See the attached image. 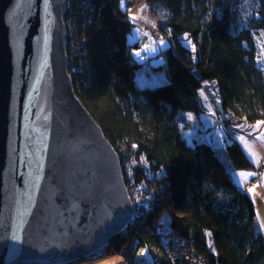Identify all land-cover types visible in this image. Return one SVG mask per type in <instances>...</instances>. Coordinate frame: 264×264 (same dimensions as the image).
Returning a JSON list of instances; mask_svg holds the SVG:
<instances>
[{"label":"trees","instance_id":"16d2710c","mask_svg":"<svg viewBox=\"0 0 264 264\" xmlns=\"http://www.w3.org/2000/svg\"><path fill=\"white\" fill-rule=\"evenodd\" d=\"M66 2L91 4L81 43L87 58L86 82L76 97L118 154L126 188L125 167L135 161L131 181L148 200L145 210L108 241L101 250L104 255L96 256L99 251L75 264L118 255L132 242L137 248L164 249L170 240L189 238L202 264H264V237L256 229L252 199L234 185L210 144L195 140L189 144L184 137L190 128L186 114L198 118L206 112L198 93L205 82L213 85L217 99L212 101L224 117L228 137L234 132L231 118L247 125L264 122V68L258 61L264 0H146L163 10L158 30L169 42L160 55L163 65L153 68L164 73L167 83L153 88L113 81L111 58L118 43L131 70L139 68L125 40L134 24L119 12V0ZM103 19L111 26L114 41ZM223 150L234 170L253 169L237 145ZM142 157L148 169L140 166Z\"/></svg>","mask_w":264,"mask_h":264},{"label":"water","instance_id":"95a60500","mask_svg":"<svg viewBox=\"0 0 264 264\" xmlns=\"http://www.w3.org/2000/svg\"><path fill=\"white\" fill-rule=\"evenodd\" d=\"M66 0H0V264H75L136 211L120 159L75 96Z\"/></svg>","mask_w":264,"mask_h":264},{"label":"rangeland","instance_id":"374dc122","mask_svg":"<svg viewBox=\"0 0 264 264\" xmlns=\"http://www.w3.org/2000/svg\"><path fill=\"white\" fill-rule=\"evenodd\" d=\"M120 13L125 14L129 19L130 16H135L137 19L135 21H130L134 24V28L131 30L130 34L126 36V44L129 46L128 52L131 59L139 65V68L136 71H132L130 65L127 61V56L125 50H123L122 44L118 43V51L111 58L112 63L115 66L114 71V83L126 86L139 88H153L167 83V79L163 72L154 71L153 68L163 65L164 59L163 56H160L163 51L169 47V42L164 38L158 30V23L162 20L164 12L163 10L155 5L150 6L146 0H131L127 3L126 11H122V6L118 2L117 6ZM142 11V9H145ZM103 24L105 29L110 31L111 36L110 40H115V35L111 29V26L103 19ZM148 35H145V34ZM164 40L168 43L161 48L159 41ZM138 48H134L135 46ZM258 61L264 68V36H261L258 42ZM147 49V50H144ZM153 49H157L154 51ZM141 52L140 56L135 55L134 53ZM74 80L76 84H81V76L79 74L74 75ZM199 97L202 103L206 107L205 114L200 115L198 118L192 117L186 114V119L189 121L190 128L188 131L184 132V137L186 138L189 144L192 143V140L196 142H205L210 144L216 151V155L219 160L223 162L222 156L224 155V146L232 144L233 141L230 140L226 132L223 129V116L219 115V111L213 101L217 99L215 90L213 89L212 83L205 82L202 84V88L199 90ZM213 100V101H212ZM229 117V116H228ZM230 124H232L233 129L236 128L235 125H241L242 127L238 131L248 132L251 124H244L236 119L231 118ZM263 124V123H262ZM249 126V127H248ZM231 136H233L231 134ZM222 150V154L220 153ZM140 166L145 169H148L147 162L143 159L140 160ZM135 163L130 162L125 167V176L129 179V186L127 188L130 200L132 205L137 212L145 210V205H147V199L145 194L138 190V188L133 187L131 181V176L129 172L133 173V168ZM162 173L157 175V178L161 177ZM146 201V202H142ZM136 215V214H135ZM143 248V247H142ZM141 249V248H140ZM139 248L136 247L135 242L130 243L123 252L118 255L125 254L124 257H132L133 264H152L154 261L150 260L148 263L147 258L140 257ZM145 252V251H144ZM113 256V255H111ZM150 254L148 255V257ZM145 257L147 254L145 253ZM160 255L158 254L157 261H160ZM105 259V258H104ZM104 259H95L90 260L87 263L81 264H97V261H103ZM154 260V259H153Z\"/></svg>","mask_w":264,"mask_h":264},{"label":"built area","instance_id":"2783aa9c","mask_svg":"<svg viewBox=\"0 0 264 264\" xmlns=\"http://www.w3.org/2000/svg\"><path fill=\"white\" fill-rule=\"evenodd\" d=\"M91 4L88 2H66L63 22L66 30V56L68 58V75L72 80L74 93H79L82 86L85 85L87 64L86 54L81 43L86 33L87 25L90 22ZM81 76L80 83L76 84L74 75ZM147 254L148 263L152 264H173L176 260H181L185 264H202V260L197 258L191 244V238L187 241L177 242L170 240L165 245L164 249L155 246L140 247ZM139 248V250H141ZM150 256L148 257V255ZM158 254L161 256L160 261H157ZM122 255V254H121ZM126 264H133L132 257L127 256ZM154 259V260H153ZM99 261L96 260V263ZM122 264H125L123 262ZM143 264V263H142Z\"/></svg>","mask_w":264,"mask_h":264},{"label":"crops","instance_id":"0c3cea01","mask_svg":"<svg viewBox=\"0 0 264 264\" xmlns=\"http://www.w3.org/2000/svg\"><path fill=\"white\" fill-rule=\"evenodd\" d=\"M202 105L206 110L205 105L203 103ZM255 125L256 124L249 125L250 129L248 132L238 131L237 128H234L233 136H230V140L233 141L232 144L239 147L243 156L253 169L251 171L234 170L228 165V162L224 160L223 156L222 158L231 181L237 188L249 195L252 199L256 229L264 237V229L260 227L261 224H264V139H256V136L259 135V131L252 132ZM261 130H264V124H261ZM249 132H252V134L248 135ZM240 135L244 137V140L239 139ZM220 152L222 154V150H220ZM240 172H244L245 175L238 176L237 174ZM248 173H253V175L249 177L247 175ZM249 188H253L254 193L250 194L248 192Z\"/></svg>","mask_w":264,"mask_h":264},{"label":"snow or ice","instance_id":"6c2138e0","mask_svg":"<svg viewBox=\"0 0 264 264\" xmlns=\"http://www.w3.org/2000/svg\"><path fill=\"white\" fill-rule=\"evenodd\" d=\"M46 2H47V0H46ZM119 2H120V4H121V6H122V11H126V10H127L126 5H127V3L131 2V0H119ZM144 10H146V8H145V9H142V11H144ZM129 19H130L131 21H135L137 18H136L135 16H130ZM145 35H148V34L146 33ZM182 39L185 40V41H187V45H191V44H192V41L189 40L187 36H184ZM166 43H168V42H166V41H164V40H160V41H159V44H160L161 48H163V47L166 45ZM187 45H186V46H187ZM144 50H147V49H144ZM153 50H154V51H157V49H153ZM195 50H196V49H195V46L193 45L192 48H191V51H192L193 53H195ZM134 54L137 55V56H140V55H141V52H136V53H134ZM262 123H264V122H260V121H258V122L256 123L255 127L252 129V132L259 131V135L256 136V139H257V140L264 139V130H261V124H262ZM235 127H236L237 129H239V128H241L242 126H241V125H235ZM252 132H249L248 135H251ZM226 135H227V134H226ZM239 139H240V140H244V137H243L242 135H240V136H239ZM132 147L135 149L137 146H136V145H133ZM141 159L143 160V157H142ZM133 163H135V161H133ZM129 175L131 176V175H133V173L130 171V172H129ZM237 175H238V176H244L245 173H244V172H240V173H238ZM247 175H248L249 177H251V176L253 175V173H248ZM248 192H249L250 194H252V193H254V189H253V188H249V189H248ZM142 202H146V201H142ZM145 206H147V205H145ZM162 218H163V217H162ZM162 218H161V219H162ZM260 227H261V229H264V224H261ZM102 255H104V251L99 252L96 256H102ZM139 256H140V257H144L145 259L147 258V257H145V252H144V251H140ZM121 257L123 258V260H124V262H125V264H126V259H125V257H124L123 255H121Z\"/></svg>","mask_w":264,"mask_h":264},{"label":"bare ground","instance_id":"6f19581e","mask_svg":"<svg viewBox=\"0 0 264 264\" xmlns=\"http://www.w3.org/2000/svg\"><path fill=\"white\" fill-rule=\"evenodd\" d=\"M125 256V254H122ZM124 262L121 255H113L107 259H104L103 261L98 262L97 264H122Z\"/></svg>","mask_w":264,"mask_h":264},{"label":"clouds","instance_id":"9594fccd","mask_svg":"<svg viewBox=\"0 0 264 264\" xmlns=\"http://www.w3.org/2000/svg\"><path fill=\"white\" fill-rule=\"evenodd\" d=\"M181 217H180V215L179 214H177V219H180Z\"/></svg>","mask_w":264,"mask_h":264}]
</instances>
